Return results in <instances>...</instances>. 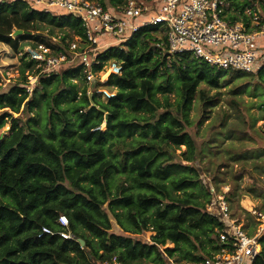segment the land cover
Returning <instances> with one entry per match:
<instances>
[{"label": "trees", "instance_id": "1", "mask_svg": "<svg viewBox=\"0 0 264 264\" xmlns=\"http://www.w3.org/2000/svg\"><path fill=\"white\" fill-rule=\"evenodd\" d=\"M99 1L118 7L128 0ZM224 1L230 23L246 19L245 10L255 6L253 0ZM260 8L264 12V0ZM40 23L69 29L85 43V30L77 18L54 16L26 0L0 2V44L14 51L21 49V42L42 44L55 55H66L62 70L72 59L71 47L50 44L34 34ZM17 30L24 34L14 37ZM167 50L159 28H142L126 42L98 52L93 73L108 62L122 67L121 74H112L105 82L88 83L89 68L86 71L84 65L48 76L37 68L41 78L32 95L27 77L0 92V110L7 111L0 116V131L10 122L9 134L0 136V264H104L114 258L120 264H141L176 254L201 263L218 249L217 231L223 228L219 220L193 203L191 195L172 196L171 191L194 185L196 170L168 161L173 160L169 150L174 146L186 147L182 154L186 162L196 159V142L185 130L186 112L200 94L205 97L200 85L219 89L226 70L189 53ZM37 64L29 59L26 63L31 70ZM263 74L264 66L256 75ZM80 80L86 83L82 88ZM174 80L179 101L172 111L159 95L172 92ZM97 88L114 96L101 102ZM22 111L32 116L24 121L13 118ZM166 153L168 160L160 161ZM177 169L194 176L175 178ZM109 214L124 232H155L151 244L113 233ZM61 216L68 226L59 223ZM210 235L212 251L203 258L196 256L203 246L201 238ZM261 243L262 251L252 264H264V237ZM169 244L174 247L168 248Z\"/></svg>", "mask_w": 264, "mask_h": 264}, {"label": "rangeland", "instance_id": "2", "mask_svg": "<svg viewBox=\"0 0 264 264\" xmlns=\"http://www.w3.org/2000/svg\"><path fill=\"white\" fill-rule=\"evenodd\" d=\"M108 1L106 0V2ZM260 1L262 0H253L255 7L259 9ZM38 27L39 30L33 33L40 35L50 44H56V46L59 44L66 48L68 43L70 47L75 43L81 50L88 48L78 37L75 38L69 29L55 28L47 23H40ZM112 43L115 42L105 38L100 41L99 47L103 50ZM27 44L30 45L31 43L21 42L20 45L22 46L19 51H14L10 46L0 44V92L6 93L11 87L23 82L26 77L28 80L27 91L30 95L39 85L41 77L36 74V71L37 68L42 69V67L37 64L31 70L26 65L28 58L22 59ZM71 50V48L68 49L74 60L65 64L60 73L69 67L80 65L81 60H76V56L70 52ZM260 51L264 53V49ZM95 76L97 79L104 78L101 72H96ZM162 80L159 78V81ZM77 84L79 88H82L86 83L80 80L77 81ZM173 84L174 90L172 92L159 95L164 104L168 103L172 106V111L175 110L179 101L176 80ZM96 90H102V88ZM199 90L205 91V97L200 94L194 100L191 109L186 112L188 121L184 123L185 130L196 142L198 155L192 162H186L182 156L186 147L174 146L169 150L173 155V160L168 161V164L194 168L198 177L194 179L195 183L191 188L180 192L171 191L172 196L185 198L191 195L192 199L190 200L199 204L204 212H208L209 204L214 198L224 196L231 219L248 226L253 223L251 210H264V74L258 76L226 70L219 89H212L201 84ZM98 94L97 100L106 103V96L102 93ZM89 95H92L91 91ZM206 97L208 100H205ZM5 112H7L6 109L0 110V116ZM29 116L32 115L26 111L13 114L14 119L20 118L23 121L27 120ZM101 128L106 129L105 123ZM9 132L10 122L0 131V136L8 135ZM162 160H168L167 153L160 161ZM183 174L194 176V173L177 169L174 177L178 178ZM86 183L90 185L89 182ZM104 210L108 212V204L104 206ZM212 212L217 214L218 211ZM109 217L112 222V232L115 234L132 237L147 244H151L156 235L152 231H143L140 234L124 232L111 214ZM124 224L126 228L131 227L126 222ZM87 235L89 236V234ZM211 237L213 238L211 235L201 238L203 246L195 252L196 256L203 258L207 252L212 251V245L208 243ZM167 247L173 248L174 246L169 244ZM104 264L120 263L114 258L112 262ZM141 264L200 263L176 254L173 258L165 257V261L143 260Z\"/></svg>", "mask_w": 264, "mask_h": 264}, {"label": "built area", "instance_id": "3", "mask_svg": "<svg viewBox=\"0 0 264 264\" xmlns=\"http://www.w3.org/2000/svg\"><path fill=\"white\" fill-rule=\"evenodd\" d=\"M12 0H0L11 2ZM32 7L54 16L69 15L81 20L85 30L86 50L72 44V54L86 67V80H97L91 71L98 64L99 43L108 38L114 46L131 39L140 29L157 27L166 36L168 54L189 53L212 67L256 74L264 66V12L258 7L245 10L246 19L230 23L226 17L224 0H128L122 6L102 4L99 0H26ZM161 38V37H160ZM25 54L42 67L41 75L57 74L67 57L55 55L51 49L38 45L27 46ZM74 60V57L71 61ZM107 68L105 69V67ZM105 82L112 74L119 75L122 67L108 62L100 71ZM105 98L114 96L106 89L97 90ZM218 211L215 214L212 211ZM207 213L223 225L218 230V249L200 264H252L262 251L264 237V210H251L253 223L244 225L232 220L224 196H217L209 204ZM62 226H68L65 216L59 218ZM43 232L51 234L44 228ZM60 236L69 239L67 233Z\"/></svg>", "mask_w": 264, "mask_h": 264}, {"label": "water", "instance_id": "4", "mask_svg": "<svg viewBox=\"0 0 264 264\" xmlns=\"http://www.w3.org/2000/svg\"><path fill=\"white\" fill-rule=\"evenodd\" d=\"M23 34H24L23 31H21V30H17V31H15V33L13 34V36H14V37H18V36L23 35ZM106 119H107V117H106ZM78 242L81 244L82 247L85 246V242H84V240L79 239Z\"/></svg>", "mask_w": 264, "mask_h": 264}]
</instances>
